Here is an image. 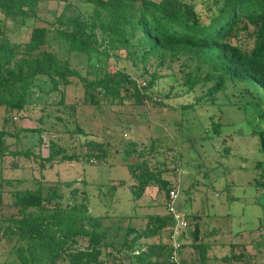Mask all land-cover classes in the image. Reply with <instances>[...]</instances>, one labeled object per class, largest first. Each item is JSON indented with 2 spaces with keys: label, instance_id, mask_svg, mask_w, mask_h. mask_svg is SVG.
Instances as JSON below:
<instances>
[{
  "label": "trees",
  "instance_id": "trees-1",
  "mask_svg": "<svg viewBox=\"0 0 264 264\" xmlns=\"http://www.w3.org/2000/svg\"><path fill=\"white\" fill-rule=\"evenodd\" d=\"M47 1L0 0V105L6 114L37 109L42 123L49 114L44 110L56 106L55 118L65 124L80 102L67 101L68 88L78 84L83 87L81 101L96 106L105 99L122 102L125 96H133L137 104L151 100L163 105V93L155 86L159 69L176 66L174 73L185 89L208 82L206 93L214 94L227 82L242 83L248 102L264 120V0H82L84 10L79 0H65L59 11L49 12ZM23 30H29L25 40L17 36ZM72 53L85 56L84 71L71 63ZM109 58L115 62L114 70L107 69ZM211 126L218 134L221 123L212 121ZM24 129L34 135L30 146L11 148L5 139L14 132L0 127V157L24 156L44 168L57 159H99L110 146L109 141L81 140L78 149L72 145L68 152L69 143L49 136L50 152L42 156L44 125ZM68 130L69 135L87 134L77 121ZM258 132L264 152V129ZM155 148L154 142L148 147L125 146L127 153L136 151L142 157L126 162L134 180V199L149 185L164 189L165 195L175 187L164 174L171 169L169 160H150L159 151ZM254 167L260 172L251 183L263 188L264 159L256 160ZM24 180L0 177V209L8 207L6 212L0 210V235L13 240L0 264H209L212 246L204 239L199 211L185 212L191 215L193 227L187 234L192 240L184 241V232L178 235L177 263L171 260L174 245L160 237L166 226L175 223L172 214L94 215L85 189L73 186L65 196L57 184L44 190L21 185ZM137 217H145L143 226L133 224ZM185 245L192 248L193 258L181 255ZM240 257L231 253L221 260Z\"/></svg>",
  "mask_w": 264,
  "mask_h": 264
},
{
  "label": "rangeland",
  "instance_id": "rangeland-1",
  "mask_svg": "<svg viewBox=\"0 0 264 264\" xmlns=\"http://www.w3.org/2000/svg\"><path fill=\"white\" fill-rule=\"evenodd\" d=\"M64 2L48 0V12L59 11ZM77 4L82 10L86 8L82 0ZM28 32L23 30L17 36L25 40ZM70 57L73 65L82 71L86 69L83 54L72 53ZM107 67L108 70L116 67L111 58ZM174 69L177 67L159 69L161 75L155 86L163 93V105L153 104L151 100L137 104L133 96H125L122 102L105 99L96 106L81 101L84 93L80 84L68 88L67 101L80 102L74 116L65 124L55 118L56 106L44 110L49 114L41 123V111L37 109L6 114L4 106L0 105V127L14 132L5 139L11 148L29 147L34 135L24 128L38 125H44L41 132L43 143L39 147L42 156L50 152L49 136L60 137L61 143H69L68 152H71L72 145L78 149L81 140L110 142L105 157H94L89 161L57 159L51 165L46 162L44 168H40L35 159L6 153L0 157V177L25 178L21 185L41 186L44 190L57 184L65 196L73 186L83 188L89 210L94 215L162 213L166 212L164 189L149 185L142 196L134 199L131 192L134 180L126 165V162L135 163L142 157L136 151L127 153L125 146L132 143L136 147H148L154 142L159 151L149 158L151 161L169 160L166 164L171 169L164 174L179 188L177 205L184 212L199 211L202 214L204 239L212 246L209 264H241L243 260L249 264H264V187L251 183L260 172L254 167L256 160L264 159L258 132L264 129V120L257 117L255 107L248 102V94L241 90L242 83L227 82L224 88L208 94V82L185 89ZM152 90L153 87L149 91ZM22 113L24 115L20 116ZM5 115L7 122L4 121ZM64 115H61L63 119ZM76 121L87 134L80 137L78 134L69 135L68 128L72 129ZM212 121L221 123L218 134L213 131ZM17 130L18 136L15 134ZM34 149L37 150V146ZM70 180L74 182L67 185ZM3 196L9 203L10 195L5 192ZM0 210L6 212L7 205ZM188 219L191 220V215ZM132 222L143 226L145 217L134 218ZM192 227L193 223L184 230L176 227L174 236L170 237V225L166 226L160 234L161 240L180 244L177 237L184 232V241H191L187 230ZM12 242L6 236L0 237V260L9 252ZM180 253L183 257H194L188 245L183 246ZM231 253H239L240 260H221ZM59 264L68 263L60 261Z\"/></svg>",
  "mask_w": 264,
  "mask_h": 264
},
{
  "label": "built area",
  "instance_id": "built-area-1",
  "mask_svg": "<svg viewBox=\"0 0 264 264\" xmlns=\"http://www.w3.org/2000/svg\"><path fill=\"white\" fill-rule=\"evenodd\" d=\"M141 85H146L145 80L140 81ZM179 188L178 187H170L167 190V193L165 195V209L166 212L172 214V216L175 219V223L173 225H170V237H173V233L175 231L176 227H179L180 229L184 230L188 227L189 224V219L185 212L180 209V207L177 205V199L179 196ZM179 235V234H178ZM170 243L173 244V242L170 241ZM175 247V250L173 251L171 260H174L178 263L177 261V256H176V248L179 246V244H173Z\"/></svg>",
  "mask_w": 264,
  "mask_h": 264
}]
</instances>
